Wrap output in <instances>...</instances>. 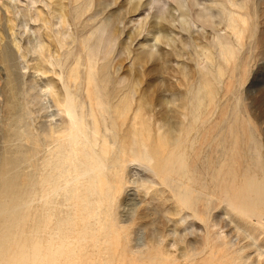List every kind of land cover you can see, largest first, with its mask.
<instances>
[{
    "label": "rangeland",
    "instance_id": "rangeland-1",
    "mask_svg": "<svg viewBox=\"0 0 264 264\" xmlns=\"http://www.w3.org/2000/svg\"><path fill=\"white\" fill-rule=\"evenodd\" d=\"M173 1L0 0V264H264V0Z\"/></svg>",
    "mask_w": 264,
    "mask_h": 264
},
{
    "label": "bare ground",
    "instance_id": "bare-ground-1",
    "mask_svg": "<svg viewBox=\"0 0 264 264\" xmlns=\"http://www.w3.org/2000/svg\"><path fill=\"white\" fill-rule=\"evenodd\" d=\"M173 2H175V0H174ZM180 2H181V1H180ZM184 3H185V2H184ZM195 3H196V2L193 1V2L191 3V5L193 6ZM189 4H190V3H189ZM183 5H184L183 3H181V4L179 3V6H183ZM185 7H186V6H185ZM188 8H189V5H188ZM172 9H174V8H172ZM183 9H184V8H183ZM175 11H176V10H175ZM201 11H202V10H201ZM173 12H174V11H173ZM64 14H65V13H64ZM170 14H171V13H169V16L171 17ZM187 14H188V13H187ZM188 16H189V15H188ZM216 16H217V15H216ZM196 17H197L199 20H203L204 15H202L201 13H197V14H196ZM185 18H188V17H185ZM211 19H213V18H211ZM171 20H172V19H171ZM189 20H190V19H189ZM213 20H214V19H213ZM213 20H212V21H213ZM190 21H191V20H190ZM210 21H211V20H210ZM212 21H211V22H212ZM170 23H171V22H170ZM192 23H193V22H192ZM157 27H158V26H157ZM102 28H103V27H102ZM157 29H158V28H157ZM102 32H103V31H102ZM158 32H159V31H158ZM163 33H165V32H163ZM166 35H167V34H166ZM166 35H165V36H166ZM165 38H166V37H165ZM96 39H97V38H96ZM167 39H168V37H167ZM161 40H162V39H161ZM93 44H94V43H93ZM94 47H95V46H94ZM94 49L96 50V48H93V50H94ZM91 53H92V52H91ZM93 54H94V52H93ZM5 56H6V55H5ZM91 57H92V56L90 55V58H91ZM91 59H92V58H91ZM90 70H91V69H90ZM96 84H97V83H96ZM98 92H100V91H98ZM98 97H99V95H98ZM98 100H99V99H98ZM6 103H7V102H6ZM99 103H100V102H99ZM101 104H102V103H101ZM67 107H68V106H67ZM6 109H7V108H6ZM10 114H11V113H10ZM67 114H68V113H67ZM68 115H69V114H68ZM69 116H70V115H69ZM70 117H71V116H70ZM10 118H12V117H10ZM8 123H9V122H8ZM72 123H73V122H72ZM13 127H14V126H13ZM94 135H95V133H94ZM104 136H105V135H104ZM103 140H104V138H103ZM104 141H105V140H104ZM108 141H109V140H108ZM103 145H104V144H103ZM85 150H86V149H85ZM18 152H19V151H18ZM22 152H23V151H22ZM22 152H21V153H22ZM19 153H20V152H19ZM128 156H129V155H128ZM21 157H22V156H21ZM124 157H125V155H124ZM140 157H141V156H140ZM141 158H142V157H141ZM128 160H129V159H128ZM11 161H13V160H11ZM125 161H126V160H125ZM121 162H122V161H121ZM127 162H128V161H126V163H127ZM12 163H14V162H12ZM147 163H148V162H147ZM139 164H140V163H139ZM122 166H123V165H122ZM91 167H92V166H91ZM125 167H126V165H125ZM150 168H151V167H150ZM153 168H154V167H153ZM153 168H152V169H153ZM92 169H93V168H92ZM154 171H155V170H154ZM154 171H153V172H154ZM155 172L157 173V171H155ZM164 178H165V175H164ZM160 179H161V178H160ZM168 179H169V178H168ZM162 180H164V182H165V180L167 181V179H162ZM12 182H13V181H12ZM169 183H170V182H169ZM179 183H180V182H179ZM8 185H9V184H8ZM8 185H7V186H8ZM11 185H12V184H11ZM15 185H16V182H15ZM182 186H183V185H182ZM8 187H9V186H8ZM13 188H14V187H13ZM183 188H184V187H183ZM11 190H12V189H11ZM174 193H176L177 196H179V198H180L181 201H183V202L186 201V197H185L186 195H184V193H177V192H176V189H175ZM186 193H188V192H186ZM172 194H173V193H172ZM192 195H193V194H192ZM177 196H176V197H177ZM191 198H192V197H191ZM194 199H195V198H194ZM227 201H228V200H227ZM228 202H230V201H228ZM194 203H195V202H194ZM230 203H231V202H230ZM226 204H227V203H226ZM231 204L233 205V203H231ZM229 205H230V204H229ZM185 206H186V205H185ZM202 207H203V206H202ZM235 207H236V206H235ZM237 207H238V205H237ZM237 207H236V208H237ZM238 208H239V207H238ZM197 209H198V208H197ZM240 209H241V208H240ZM240 209H238V210H240ZM241 210H242V209H241ZM246 210H247V209H245V211H244V210H243V211L246 212ZM197 212H200V209H198ZM242 213H243V212H242ZM247 213H248V212H247ZM254 220H255V219H254ZM260 221H261V220H260ZM262 222H263V221H262ZM258 223H260V222H258ZM260 224H261V223H260ZM117 226H119V225H118V222H117Z\"/></svg>",
    "mask_w": 264,
    "mask_h": 264
}]
</instances>
